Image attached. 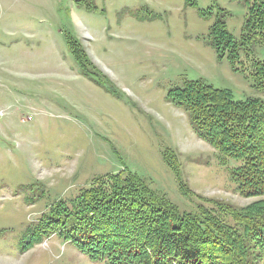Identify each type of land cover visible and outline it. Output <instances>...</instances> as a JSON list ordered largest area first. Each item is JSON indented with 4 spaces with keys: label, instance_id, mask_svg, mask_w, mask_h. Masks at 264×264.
<instances>
[{
    "label": "rangeland",
    "instance_id": "374dc122",
    "mask_svg": "<svg viewBox=\"0 0 264 264\" xmlns=\"http://www.w3.org/2000/svg\"><path fill=\"white\" fill-rule=\"evenodd\" d=\"M191 1L0 0V264H104L58 234L21 246L48 206L125 167L182 211L206 204L198 196L237 206L260 199L239 193L186 110L167 101L188 80L231 90L236 99L264 98L252 75L264 46L250 59L241 51L235 69L209 43L218 6L229 11L237 40L248 7ZM210 8L213 17L204 19ZM68 34L98 74L82 70ZM166 149L180 155L192 196L181 191Z\"/></svg>",
    "mask_w": 264,
    "mask_h": 264
},
{
    "label": "trees",
    "instance_id": "16d2710c",
    "mask_svg": "<svg viewBox=\"0 0 264 264\" xmlns=\"http://www.w3.org/2000/svg\"><path fill=\"white\" fill-rule=\"evenodd\" d=\"M237 1L248 7L241 38L229 32V11L219 6L209 33L210 45L235 69L241 51L250 59L256 45L264 46V0ZM210 9L202 11L204 19L213 17ZM66 42L82 70L98 74L89 70L77 39L68 34ZM252 60L254 86L264 94V59ZM167 101L186 110L194 132L216 150L239 193L260 199L237 206L198 196L206 204L182 211L125 167L96 177L73 199L48 206L31 224L22 251L58 234L104 264H264V98L236 99L231 90L188 80L170 90ZM163 158L181 191L192 196L181 178L178 152L166 149Z\"/></svg>",
    "mask_w": 264,
    "mask_h": 264
}]
</instances>
